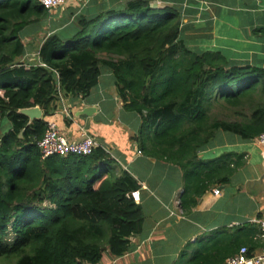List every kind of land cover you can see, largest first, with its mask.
I'll return each instance as SVG.
<instances>
[{"label": "trees", "instance_id": "16d2710c", "mask_svg": "<svg viewBox=\"0 0 264 264\" xmlns=\"http://www.w3.org/2000/svg\"><path fill=\"white\" fill-rule=\"evenodd\" d=\"M49 16L37 0H0V264H100L106 251H131L143 230L142 208L130 196L139 187L130 172L116 174L119 164L100 147L43 159L38 143L58 86L63 95L88 96L109 69L123 108L141 117L144 154L183 171L186 209L196 182L223 183L233 172L227 158L203 155L220 132L241 140L264 132V68L189 49L178 10L149 0L83 17L71 35L50 34L39 51L47 67L20 64L23 32ZM36 106L41 119L21 112ZM250 237L246 226L213 232L188 264H225L242 246L256 249Z\"/></svg>", "mask_w": 264, "mask_h": 264}, {"label": "crops", "instance_id": "0c3cea01", "mask_svg": "<svg viewBox=\"0 0 264 264\" xmlns=\"http://www.w3.org/2000/svg\"><path fill=\"white\" fill-rule=\"evenodd\" d=\"M131 1L134 0H70L52 10L40 25L25 29L27 50L23 58L28 61L36 57L50 34L71 35L83 17L120 9ZM149 1L154 8L178 10L182 22L179 37L189 49L219 51L231 63L264 68V0ZM39 28L45 29L47 35L34 48L33 35L42 31ZM63 96L71 118L63 113L64 103L58 100L54 103L55 115L47 119H54L73 141L79 140L81 128H86L100 142V148L119 164L116 174L124 169L137 179L139 188L135 190L141 194L143 230L132 237V250L121 257L106 251L100 264H188L213 232L240 226L247 227L257 244L252 252L264 250L259 225L254 221L264 219V149L256 138L241 140L220 132L203 155L206 159L227 158L233 172L223 183L208 179L196 182L190 206L184 209L183 171L144 154L139 135L141 117L123 108L109 69H102L100 82L90 95ZM86 109L89 114L79 113ZM102 171L100 165L98 173ZM216 189H220L219 195L213 193Z\"/></svg>", "mask_w": 264, "mask_h": 264}, {"label": "built area", "instance_id": "2783aa9c", "mask_svg": "<svg viewBox=\"0 0 264 264\" xmlns=\"http://www.w3.org/2000/svg\"><path fill=\"white\" fill-rule=\"evenodd\" d=\"M42 4L48 11H52L58 7L67 4L70 0H37ZM25 56V55H24ZM23 56V57H24ZM20 60V64L23 65H38L47 67V64L42 61L40 52L37 53L36 57L32 59L23 58ZM58 78V74H57ZM59 83V82H58ZM60 84V83H59ZM59 95L60 101H63V113L70 116L71 113L69 108L65 106L64 96L60 85ZM55 115V114H54ZM79 140H70L59 128L57 122L54 119H47L46 132L43 138L39 141V147L42 153L43 159L50 156H68V155H91L94 150L101 147L98 140L88 132L86 128H81V135ZM257 143L264 149V132L256 137ZM215 195L220 194V189H216L213 192ZM130 196L137 202H140L141 194L140 190L132 191ZM260 229V237L264 241V219H255ZM225 264H264V250L261 252H250L247 246H242L240 250L227 258Z\"/></svg>", "mask_w": 264, "mask_h": 264}, {"label": "water", "instance_id": "95a60500", "mask_svg": "<svg viewBox=\"0 0 264 264\" xmlns=\"http://www.w3.org/2000/svg\"><path fill=\"white\" fill-rule=\"evenodd\" d=\"M22 113L29 116L30 120L41 119L43 116V111L40 107H32V108H25L21 110ZM80 114H89V109L82 110L79 112Z\"/></svg>", "mask_w": 264, "mask_h": 264}, {"label": "rangeland", "instance_id": "374dc122", "mask_svg": "<svg viewBox=\"0 0 264 264\" xmlns=\"http://www.w3.org/2000/svg\"><path fill=\"white\" fill-rule=\"evenodd\" d=\"M40 29V28H39ZM40 30H42L41 32H39V33H35L34 35H33V37H34V41H35V45H34V48L36 47H39L40 46V43L42 42V40H44L43 38L44 37H46V35H47V33L45 32V29H40ZM215 111H216V113L219 115V116H221V114L222 113H224V109H222L221 107H220V109H219V107L217 106L216 107V109H215ZM226 112V111H225ZM225 114H227V113H225ZM223 115V114H222ZM231 117V116H230ZM99 142V141H98ZM100 143V142H99Z\"/></svg>", "mask_w": 264, "mask_h": 264}]
</instances>
